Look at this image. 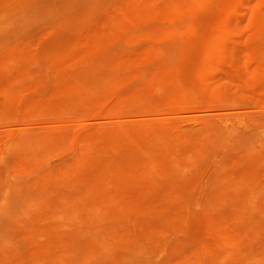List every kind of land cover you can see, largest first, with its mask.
<instances>
[{
    "label": "rangeland",
    "instance_id": "rangeland-1",
    "mask_svg": "<svg viewBox=\"0 0 264 264\" xmlns=\"http://www.w3.org/2000/svg\"><path fill=\"white\" fill-rule=\"evenodd\" d=\"M0 264H264V0H0Z\"/></svg>",
    "mask_w": 264,
    "mask_h": 264
},
{
    "label": "bare ground",
    "instance_id": "bare-ground-1",
    "mask_svg": "<svg viewBox=\"0 0 264 264\" xmlns=\"http://www.w3.org/2000/svg\"><path fill=\"white\" fill-rule=\"evenodd\" d=\"M242 120H244L243 122L245 123L247 119H246V120H245V119H242ZM247 121H248V120H247ZM250 121H251V120H249L248 122L250 123ZM248 122H247V124H248ZM247 124H246V125H247ZM250 125H251V124H250ZM244 126H245V124H244ZM248 126H249V125H248ZM248 126H247V127H248ZM251 127H252V126H251ZM253 127H254V126H253ZM255 127H256V126H255ZM255 131H256V130H255Z\"/></svg>",
    "mask_w": 264,
    "mask_h": 264
}]
</instances>
